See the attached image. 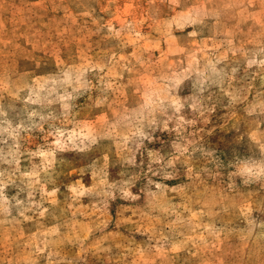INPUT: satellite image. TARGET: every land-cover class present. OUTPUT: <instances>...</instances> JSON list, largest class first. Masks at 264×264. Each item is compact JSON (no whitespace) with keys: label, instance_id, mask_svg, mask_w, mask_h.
Returning a JSON list of instances; mask_svg holds the SVG:
<instances>
[{"label":"rangeland","instance_id":"rangeland-1","mask_svg":"<svg viewBox=\"0 0 264 264\" xmlns=\"http://www.w3.org/2000/svg\"><path fill=\"white\" fill-rule=\"evenodd\" d=\"M0 264H264V0H0Z\"/></svg>","mask_w":264,"mask_h":264}]
</instances>
